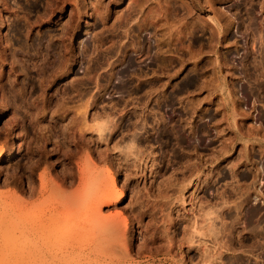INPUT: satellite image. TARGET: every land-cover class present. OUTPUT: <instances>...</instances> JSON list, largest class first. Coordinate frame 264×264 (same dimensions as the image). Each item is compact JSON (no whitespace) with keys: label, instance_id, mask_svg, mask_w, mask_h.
<instances>
[{"label":"rangeland","instance_id":"374dc122","mask_svg":"<svg viewBox=\"0 0 264 264\" xmlns=\"http://www.w3.org/2000/svg\"><path fill=\"white\" fill-rule=\"evenodd\" d=\"M76 1L0 0V264H59L67 243L68 264H264V0H170L198 24L172 51L151 25L128 31L155 2ZM105 184L123 194L96 210ZM58 203L76 208L62 232L21 239ZM113 215L121 233L104 232Z\"/></svg>","mask_w":264,"mask_h":264},{"label":"bare ground","instance_id":"6f19581e","mask_svg":"<svg viewBox=\"0 0 264 264\" xmlns=\"http://www.w3.org/2000/svg\"><path fill=\"white\" fill-rule=\"evenodd\" d=\"M144 2H146V5H148V4H150V1L151 2H155L157 5H158V8H156V9H154V10H150V12L146 15V18L143 20V22H142V24H140L139 25V23H138V27H136L134 24L133 25H130V28H128V31L130 32V33H132V32H134L135 33V35H137L136 37H138V38H140V36H141V33L144 31V30H146L150 25L151 26H153V28H154V30H155V34H157V35H160V37H162V38H160V37H158L159 38V40H158V46H159V49H158V51H162V48H164V47H160L162 44H166V45H168L169 46V49L171 48V51H172V47H171V45H174V43L176 42L177 43V41L179 42V41H181L182 42V40L185 38V37H190V38H194L195 37V35L197 34V30H198V24H197V22L196 21H192L191 20V8L188 6V5H182L184 8H180V7H178V6H176V3H173V2H171L170 0H166V1H162V0H143ZM75 2H77L76 0H75ZM194 2V5L195 6H201V7H203L204 5H202L201 4V1L200 0H194L193 1ZM210 2H211V0H206L205 1V3H207V4H210ZM144 3H142V5H143ZM149 6V5H148ZM205 7V6H204ZM152 9V8H151ZM100 12V11H99ZM125 16H127V15H125ZM123 18V17H122ZM124 21H122L123 23V25L124 26H126V25H128L130 22H132V21H134L135 19L134 18H132V14H131V16H130V14L128 15V17L127 18H125L124 17V19H123ZM132 24V23H131ZM120 26H122V25H120ZM134 35V34H133ZM157 38V39H158ZM141 39V38H140ZM138 40V41H136V43L138 44V50H141L142 49V46H143V49L144 50H146V45H149V47H151L152 45V41L150 40V38L149 37H146V40H143V41H141V40ZM156 39V40H157ZM134 41V40H133ZM119 42V41H118ZM135 42V41H134ZM148 43V44H147ZM128 45V44H127ZM123 46V47H119V49H114L115 50V52H113L114 54H118V52L119 51H121V53H125L126 54V52H127V47L128 46ZM134 45V44H133ZM137 46V45H136ZM164 46V45H163ZM149 47H147L148 49H149ZM175 48V47H174ZM142 49V50H143ZM179 49V48H178ZM129 50V49H128ZM167 50V49H166ZM173 51H175V49L173 50ZM176 51H177V46H176ZM163 52H165V51H163ZM157 53V52H156ZM166 53V52H165ZM109 54H112V51H111V53H109ZM125 54H124V56H125ZM174 54V53H173ZM179 54V53H178ZM121 56V55H120ZM124 58V57H123ZM161 58V57H160ZM133 60V64L137 61L136 59H132ZM131 60V61H132ZM136 60V61H135ZM130 61V60H129ZM130 61V62H131ZM135 61V62H134ZM132 63V62H131ZM130 64V63H129ZM190 81V80H189ZM192 83V82H191ZM80 115V114H79ZM76 119V118H75ZM78 120V119H77ZM76 120V122H77V124H79L78 123V121ZM81 120V119H80ZM81 122V121H80ZM82 123V122H81ZM75 125V124H74ZM83 127V126H82ZM99 127V126H98ZM101 127V126H100ZM104 126H102L101 128H103ZM79 128V127H78ZM84 129V128H83ZM98 129V128H97ZM100 129V128H99ZM98 129V130H99ZM100 130H103V129H100ZM165 131V130H164ZM179 131H181L180 130V128H179ZM196 132V131H195ZM163 133V132H162ZM177 133V132H176ZM180 133V132H179ZM180 135H182V136H184L183 134H180ZM180 137V136H179ZM185 137V136H184ZM186 139H187V136L185 137ZM189 138V137H188ZM181 139V142L183 141L182 140V138H180ZM179 139V140H180ZM189 140H191V139H189ZM188 140V141H189ZM183 142H185V141H183ZM179 143V142H178ZM186 144H188V142L186 143ZM185 144V145H186ZM189 144H190V142H189ZM182 145H183V143H182ZM187 146V145H186ZM192 147H193V144L191 145ZM195 146V145H194ZM129 147V146H128ZM187 147H189V146H187ZM250 153V152H249ZM0 158H1V156H0ZM140 158V157H139ZM206 161V160H205ZM195 164H197V163H195ZM194 164V165H195ZM139 165V164H138ZM137 167V166H136ZM191 167V166H190ZM199 167V166H198ZM192 168V167H191ZM191 168H190V170H191ZM194 169V168H193ZM197 169V167H195V170ZM199 169V168H198ZM193 171V170H192ZM80 176V175H79ZM82 177H81V179H82V181H83V175H81ZM259 176V175H258ZM257 177V176H256ZM259 178V177H258ZM85 180V179H84ZM106 182V181H105ZM253 182H255V181H253ZM258 183V182H257ZM255 184H256V182H255ZM255 184H251V185H255ZM106 185V184H105ZM111 185V184H110ZM114 186V185H113ZM109 187L110 186H107L106 185V187H105V189L102 191V192H100V194H99V196H97V204L95 205V209L96 210H100V207L102 206V205H108V204H111L112 202H114V201H116V200H118V198L123 194L122 192H119V195L117 196V195H115L114 194V192H112L110 189H109ZM246 187H248L247 185H246ZM245 187V190H244V192L243 191H241V193H247L250 189H251V186L250 187H248V188H246ZM238 188V187H237ZM256 188V187H255ZM241 189V188H240ZM244 189V188H243ZM242 189V190H243ZM258 189V188H257ZM260 189V188H259ZM236 190V189H235ZM43 190H41V191H39L40 193H42L43 194V192H42ZM239 191V190H238ZM237 191V192H238ZM258 191V190H257ZM45 192V191H44ZM230 193V192H229ZM38 194V193H37ZM225 194V193H224ZM223 194V195H224ZM231 194H233V192L231 193ZM235 194V193H234ZM238 194H240V193H236V196H238ZM247 194H249V193H247ZM40 195V194H39ZM226 195V194H225ZM258 195V194H257ZM257 195H255V196H257ZM42 196V195H41ZM228 196V195H227ZM241 196V195H240ZM240 196H238V197H240ZM221 197V196H220ZM225 197V196H224ZM230 197V196H229ZM232 197V196H231ZM249 197H250V195H246L245 197L244 196H241L240 198H243V199H240V200H242V201H238L237 203H239V204H237L236 203V205H235V203H234V205H235V207H237V209L239 210L240 208L242 209V206L243 205H245L246 203L248 204L249 202H250V204H251V199H250V201L248 202V199H249ZM221 198H223V197H221ZM237 198V197H236ZM254 198V197H253ZM256 198L257 197H255V200H256ZM226 199H227V197H226ZM239 199V198H238ZM69 200L70 201H68V203L70 202L71 203V199L69 198ZM254 200V199H253ZM252 200V201H253ZM227 201H228V199H227ZM231 201V200H230ZM233 201V200H232ZM226 202V201H225ZM225 202L223 203V204H225ZM61 203V202H60ZM74 204H76L75 202H73ZM228 203V202H227ZM226 203V204H227ZM229 203H231V202H229ZM59 204V203H58ZM51 205V204H50ZM59 205H62V206H57L56 205V207H53V208H50V210H48V211H51L52 213V215H53V217H50L49 215H48V217L50 218H45V219H40V220H38L37 218V220L36 219H33V220H30L29 218V222L26 220V219H24V220H22L21 219V221H20V224H18L17 226H16V231H18L20 234H21V239H23V238H25V236L23 237V235H27V236H32V237H36V236H39V237H41L45 232H50V230H52L53 231V228L55 229H57V230H59L60 229V227L62 228V223H65V220H64V222H62L61 221V223L59 222L61 219H59V217L58 218H56L57 217V215L56 214H58V213H61V211L62 210H64V209H68V212H69V210H71V212H72V209L74 210V208H73V206L72 205H70V207H69V205H68V207H66V203H63V204H59ZM228 205V204H227ZM226 205V207L228 208L227 210H229L231 207H230V204H229V206H227ZM55 206V205H54ZM25 207H26V205H25ZM60 207H62V208H60ZM224 207H225V205H224ZM224 207H223V209H224ZM226 207H225V210H226ZM234 207V206H233ZM246 207H250V205L248 204V206H246ZM257 206H255L254 208H253V206H252V208H250V210H249V217H251L252 219L254 218H257V217H259V213H263L259 208L260 207H258V208H256ZM72 208V209H71ZM60 209H62V210H60ZM240 209V210H241ZM246 209V208H245ZM23 210V209H22ZM33 210V209H32ZM35 210V209H34ZM45 210V209H44ZM75 210H76V208H75ZM218 210V209H217ZM217 210H215V211H217ZM225 210L222 212V217H223V215L225 214ZM231 210V209H230ZM244 210V209H243ZM37 211H39V210H37ZM66 211V210H65ZM232 211V210H231ZM248 211V210H247ZM259 211H261V212H259ZM263 211H264V209H263ZM36 212V211H35ZM44 212V211H43ZM43 212H42V214H43ZM63 212V211H62ZM67 212V211H66ZM65 212V213H66ZM70 212V213H71ZM210 212V211H209ZM212 212H214V211H212L211 210V213ZM218 212V211H217ZM46 213V212H45ZM55 213V214H54ZM65 213H63V215L65 214ZM219 213V212H218ZM217 213V214H218ZM229 213H231V212H229ZM244 213V212H243ZM36 214V213H35ZM35 214H33V217L34 216H36ZM41 214V215H42ZM205 214H209V213H205ZM228 214V213H227ZM238 214V213H237ZM239 214H240V212H239ZM245 214H247V213H245ZM38 215H39V213H38ZM37 215V217H39ZM41 215H40V217H41ZM54 215H56L55 217H54ZM61 215V214H60ZM226 215V214H225ZM224 215V216H225ZM232 215H234V214H232ZM236 215V214H235ZM240 215H242V214H240ZM240 215H238L239 217H240ZM58 216H59V214H58ZM62 216V215H61ZM110 216H112V215H110ZM109 216V217H110ZM118 216V215H117ZM219 216V215H218ZM237 216V215H236ZM235 216V217H236ZM47 217V216H46ZM64 217V216H63ZM108 216L106 217V218H104V222H105V224H103L104 225V228H106V229H104L105 231L104 232H110V230L109 229H111V231H112V233H113V231H114V233L116 232L117 233V230L118 231H120V233H121V230L119 229L120 228V222H119V217H115L114 215H113V217H111V218H109ZM208 217H211V215H209ZM221 217V218H222ZM231 217V216H230ZM52 218V219H51ZM218 218H220V217H218ZM223 218H226V217H223ZM250 218V220H252ZM4 216H0V226H1V224H3L4 222ZM209 219V218H208ZM208 219H207V221H208ZM214 219V218H213ZM241 219H242V221L244 220L243 218H242V216H241ZM248 219V218H247ZM259 219V218H258ZM212 219H210V221H211ZM216 220V219H215ZM231 220H232V218H231ZM209 221V222H210ZM235 221H236V219H235ZM238 221V220H237ZM240 221V220H239ZM238 221V222H239ZM248 221V220H247ZM256 221V224H257V220H255ZM262 221V220H261ZM264 221V220H263ZM262 221V222H263ZM232 222V221H231ZM259 222V221H258ZM262 222H261V224L260 225H262ZM60 223V224H59ZM212 223V222H211ZM214 223V222H213ZM234 223V222H233ZM252 223V222H251ZM251 223H249V225L251 224ZM264 223V222H263ZM66 224V223H65ZM65 224H63V226H66V229H65V227H64V231L65 230H68V228H67V226L69 225V223H67V225H65ZM102 224V223H101ZM125 224V223H124ZM215 224V223H214ZM238 224V223H237ZM236 223H234V225H237ZM244 224H246V223H244ZM255 224V223H254ZM259 224V223H258ZM59 225H61L60 227H59ZM71 225V224H70ZM102 225V226H103ZM121 225H122V223H121ZM126 225V224H125ZM205 225V224H204ZM233 225V224H232ZM72 226V225H71ZM71 226L69 227V228H71ZM75 226V225H74ZM74 226H72V227H74ZM77 226V225H76ZM75 226V227H76ZM208 226H210V227H208L209 229H207V230H210V231H212L213 232V230H214V227H213V229L211 228V225L209 224ZM212 226H214V225H212ZM247 226V228H248V225H246ZM245 226V227H246ZM255 226V225H254ZM256 226H258V225H256ZM74 227V228H75ZM78 227V226H77ZM75 228V229H79V228ZM205 227H207V226H205ZM204 227V228H205ZM216 227H218V226H216ZM74 228H73V230H74ZM224 228V227H223ZM253 228H255V227H253ZM257 228V227H256ZM260 228H261V226H260ZM1 229V228H0ZM55 229V230H56ZM217 228H215V230H216ZM219 229V228H218ZM217 229V230H218ZM221 229H222V227H221ZM225 229V228H224ZM224 229H222L223 231H224ZM249 229H250V226H249ZM248 229V230H249ZM257 229H259V228H257ZM63 230V229H62ZM69 230H71V229H69ZM101 230V229H100ZM127 230V229H126ZM260 230V229H259ZM258 230V233H260V231ZM13 231V230H12ZM60 232H62L61 230H59ZM102 231V230H101ZM192 231V230H191ZM200 231V230H199ZM251 231L253 232V229L251 228ZM264 231V230H263ZM17 232V233H18ZM195 232H196V230H195ZM194 232V233H195ZM222 232V231H221ZM47 233H45L46 235H44L43 237L44 238H47V240H48V237H49V235H48V237H47ZM103 233V232H102ZM111 233V232H110ZM119 233V234H120ZM127 233V232H126ZM190 233V232H189ZM20 234H18V235H20ZM49 234V233H48ZM104 234V233H103ZM107 234V233H106ZM123 234V233H122ZM121 234V235H122ZM210 234V233H209ZM257 234V233H256ZM256 234H255V236H256ZM261 234H263L262 232H261ZM105 235V234H104ZM110 235V234H109ZM127 235V234H126ZM194 235V234H193ZM217 235V234H216ZM258 235V234H257ZM27 236H26V238H27ZM100 236H101V234H100ZM111 236V235H110ZM123 236V235H122ZM121 236V237H122ZM42 237V238H43ZM104 237V236H103ZM102 237V238H103ZM120 237V238H121ZM210 237V236H209ZM218 237V236H217ZM18 238H19V236H18ZM28 240H29V237L27 238ZM33 239V238H32ZM41 239V238H40ZM117 239V238H116ZM118 239H119V235H118ZM188 239V238H187ZM186 239V240H187ZM34 240V239H33ZM38 240V239H37ZM44 240H46V239H44ZM43 239H41V241L42 242H44V243H46V241H44ZM110 240V239H109ZM113 240V239H112ZM191 240V239H190ZM31 241L32 240H30V243H31ZM48 241H50V238H49V240ZM48 241H47V243H48ZM122 241V240H121ZM36 244H34V245H36L35 247H37L38 245H41V244H37V242H36V240L34 241ZM107 242H108V240H107ZM113 242V241H112ZM112 242H110V243H112ZM115 242V241H114ZM41 243V242H40ZM120 243V242H119ZM190 243V242H189ZM51 244V248L52 247H54V245L52 246V244H54L53 242L52 243H50ZM49 244V245H50ZM104 244V243H103ZM106 244V243H105ZM117 244V243H116ZM184 244V243H183ZM33 245V246H34ZM44 245H46V244H44ZM115 245V244H114ZM110 246V245H109ZM193 246V245H192ZM34 247V248H35ZM41 247V246H40ZM43 248L44 247H46L47 248V245L46 246H42ZM49 247V248H50ZM63 247H64V249L63 250H61L63 253H60L59 254V256H57V257H60L61 259L59 260L60 261V263L59 264H65V262L67 263L68 262V260H64V258H66L65 256H63L64 254H68V253H74L75 252V250L77 249V247H76V245L75 244H66L65 246L63 245ZM106 247V246H105ZM33 247H31V250L32 249H34ZM43 248H41L40 250H43ZM46 248H44V249H46ZM51 248H50V251L52 252V250H51ZM61 248H59V249H61ZM112 248V247H111ZM38 249H39V247H37V251H38ZM48 249V248H47ZM46 249V250H47ZM54 249V248H53ZM104 249V248H103ZM103 249H100L101 251L100 252H98V251H96L97 253H99V254H97L98 256H97V258H98V260H102V259H106L107 258V254H108V252L106 253L105 252V249H104V251H102ZM107 249H109V248H107ZM106 249V250H107ZM36 250V249H35ZM56 250H58V249H56ZM33 251V250H32ZM49 250H47V254L49 253L48 252ZM54 251V250H53ZM61 251H58V252H61ZM109 251V250H108ZM41 252V251H40ZM44 252V251H43ZM50 252V254H52ZM208 252V251H207ZM211 252V251H210ZM33 254L34 253H36V252H32ZM31 253V254H32ZM28 254V253H27ZM30 254V256H32V259H30L28 256H27V258L28 259H26L25 257H24V255H22L23 256V259H25V260H23L22 259V257H20V259H22L23 261L20 263V264H26V263H29L30 262V260H34L35 261V256L34 255H31ZM37 254L38 253H36L35 255L37 256ZM42 255V252L41 253H39L38 254V257L40 256V258H39V260L40 259H43V261H44V259H45V261H46V258L48 257L47 255V257L45 258L44 256L41 258V255ZM44 254V253H43ZM56 254V253H55ZM78 254V253H77ZM57 255H58V253H57ZM91 255V254H90ZM205 255H206V253H205ZM25 256H26V254H25ZM63 256V257H62ZM68 256V255H67ZM70 256L71 257H73V255H71L70 254ZM92 256V255H91ZM91 256H88L89 257V259H90V257ZM110 256V255H109ZM214 256V255H213ZM49 257H51V255H49ZM85 257L87 258V256H86V254H85ZM210 257H212V255H210V254H208L207 253V256H206V260H207V258H210ZM69 258V257H68ZM96 258V257H95ZM54 259V258H53ZM59 259V258H58ZM63 259V260H62ZM67 259V258H66ZM93 259V258H92ZM236 259V258H235ZM19 260V259H18ZM17 260V261H18ZM27 260V261H26ZM28 260H29V262H28ZM56 260H57V258H56ZM55 260V261H56ZM38 261V260H37ZM37 261H35L36 263H37ZM40 261H42V260H40ZM54 261V260H53ZM83 261V260H82ZM208 261V260H207ZM233 261V260H232ZM232 261H231V263H232ZM237 261V260H236ZM236 261L234 262V263H236ZM240 261V260H239ZM26 262V263H25ZM90 263L91 261H87V263ZM116 262V261H115ZM120 262V261H119ZM238 262V261H237ZM19 263V262H18ZM40 263H42V262H40ZM47 263V262H46ZM48 263H51V261L50 262H48ZM55 262H53V264H54ZM88 263V264H89ZM99 263V262H98ZM121 263V262H120ZM233 263V264H234ZM39 264V263H38ZM42 264H45V262L44 263H42ZM68 264V263H67ZM82 264V263H81ZM85 264V263H84ZM91 264V263H90ZM103 264V263H102ZM113 264H115L114 262H113ZM116 264H118V263H116ZM237 264H239V263H237Z\"/></svg>","mask_w":264,"mask_h":264}]
</instances>
